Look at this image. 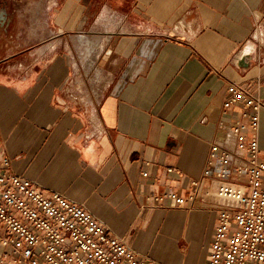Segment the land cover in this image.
<instances>
[{
  "label": "crops",
  "instance_id": "obj_1",
  "mask_svg": "<svg viewBox=\"0 0 264 264\" xmlns=\"http://www.w3.org/2000/svg\"><path fill=\"white\" fill-rule=\"evenodd\" d=\"M229 80L264 100V0H0V156L155 264L208 263Z\"/></svg>",
  "mask_w": 264,
  "mask_h": 264
},
{
  "label": "built area",
  "instance_id": "obj_2",
  "mask_svg": "<svg viewBox=\"0 0 264 264\" xmlns=\"http://www.w3.org/2000/svg\"><path fill=\"white\" fill-rule=\"evenodd\" d=\"M239 106L235 118L219 123L204 171L213 176L218 222L207 264H264V154L259 143L264 100L229 80L223 110ZM144 176L148 173L144 172ZM197 185L198 182L194 181ZM238 185L235 198L229 191ZM184 206L187 198L163 193L156 199ZM192 197H190L191 199ZM0 264H155L139 258L87 208L59 192L46 193L11 171L0 156Z\"/></svg>",
  "mask_w": 264,
  "mask_h": 264
},
{
  "label": "rangeland",
  "instance_id": "obj_3",
  "mask_svg": "<svg viewBox=\"0 0 264 264\" xmlns=\"http://www.w3.org/2000/svg\"><path fill=\"white\" fill-rule=\"evenodd\" d=\"M79 58V60H81V56H79L78 57ZM99 73L98 72H91L90 71V73H86V72H79V74H78V77H80V78H82V79H84V80H86V79H89V80H91V79H93L94 80V86L96 85V87H91V86H89V90L91 91V92H93V90H95V92L98 90V88H100L99 86H100V84H99V82L98 81H101L100 79H98L99 77ZM217 185H215V188H210V189H208V191L211 193V195L213 194V197L214 198H216V200L218 201L219 200V191H217ZM218 192V193H217Z\"/></svg>",
  "mask_w": 264,
  "mask_h": 264
},
{
  "label": "bare ground",
  "instance_id": "obj_4",
  "mask_svg": "<svg viewBox=\"0 0 264 264\" xmlns=\"http://www.w3.org/2000/svg\"><path fill=\"white\" fill-rule=\"evenodd\" d=\"M83 82V81H82ZM84 83V82H83ZM222 188V187H221ZM221 188L218 191H221ZM223 189V188H222ZM229 189L231 191H229L233 196H235V198L238 196V194L240 193V187L238 185H231V187H229ZM218 193V192H217Z\"/></svg>",
  "mask_w": 264,
  "mask_h": 264
}]
</instances>
